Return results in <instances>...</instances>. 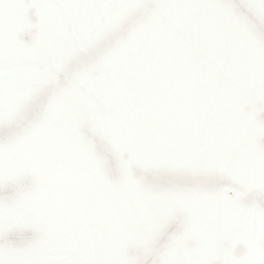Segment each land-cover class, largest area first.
Returning a JSON list of instances; mask_svg holds the SVG:
<instances>
[{
  "label": "water",
  "instance_id": "1",
  "mask_svg": "<svg viewBox=\"0 0 264 264\" xmlns=\"http://www.w3.org/2000/svg\"><path fill=\"white\" fill-rule=\"evenodd\" d=\"M0 264H264V0H0Z\"/></svg>",
  "mask_w": 264,
  "mask_h": 264
}]
</instances>
